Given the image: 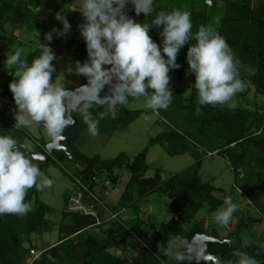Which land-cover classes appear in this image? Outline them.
Listing matches in <instances>:
<instances>
[{
    "label": "trees",
    "instance_id": "obj_1",
    "mask_svg": "<svg viewBox=\"0 0 264 264\" xmlns=\"http://www.w3.org/2000/svg\"><path fill=\"white\" fill-rule=\"evenodd\" d=\"M47 2V0H0V28L8 24L12 29H15L20 24L26 32L32 31L36 26L32 24V17L37 12L36 10L43 8L42 6ZM163 2L164 0H154L153 7L156 12L176 9L163 6ZM177 5L179 4L177 3ZM61 6L62 1L50 11L48 17L50 22L55 19ZM179 10H186L191 13L193 39L190 44H195V33L201 25H205L206 17L199 10L196 12L183 7ZM132 12L135 14L134 11ZM139 16L141 22L145 23H150L153 19L151 15L144 17L141 14ZM159 31V29L153 28L149 33L158 45L162 39ZM217 31L226 39L232 51L238 57L240 61L239 68L240 66H248L253 69L251 75L246 76L242 73L240 75L242 80L245 78V82L248 85L246 87L247 90L242 92L241 95L246 96L248 90L253 88L256 94L264 96V5L257 4L254 7H250L240 5L234 1H226L224 15ZM14 38L15 36L11 32L7 41L11 43ZM63 41V38L53 35L50 46H57L58 42ZM83 43L85 42L77 43L74 50H80ZM188 47L189 45H185L178 53L177 63L180 67L169 72L171 78L169 86L174 96L168 109L158 112L159 117L163 119V122L161 121V130L156 136L149 139L147 147L136 154L133 159H130L124 152L119 153L112 159H101L97 155L86 157L73 149L72 144L76 141L79 133L82 132L80 130L81 127L84 128L85 126L83 116L80 113H74L77 123L68 129H64L62 133L68 137L70 148L82 159L81 163L83 166L76 176L81 186L80 190L83 192L82 201L87 204L93 203L99 215L103 213L104 208L102 205L111 211H119L130 207L135 211L137 218L139 201L155 194L168 198L171 216L167 221L159 223L158 226L154 222L143 221V219H137L135 226L131 229L119 224L109 230L108 237L97 240L91 236L82 237V233L85 230L95 226V217L77 212L67 213V211H63V217L71 216L72 222L68 226L65 224L61 226V229L65 228L66 230L65 235L59 238L57 245L48 249L51 254L55 255L57 248L65 246L67 245L66 242H69L70 244H77L83 249L80 255L74 256L80 264H126L108 253L107 249L116 243L117 236L124 240L129 237H141L143 239L141 241L142 246L129 264H167L168 257H165L161 250L167 246L169 240L180 236L189 243L198 232L208 234L199 222L194 221V216L204 204H208V211L210 212L217 211L222 204V199L215 196V187L208 182H203L199 175L202 159L207 153L216 152L218 155H226L231 163L238 168L246 160L247 151L244 143L248 142L256 151L255 167L264 171V137L252 136L253 121L248 122L249 113L245 107L202 106L198 103V92L195 86L188 102H185L177 85L185 77V71L189 69L186 60ZM38 55L39 49L36 48L34 52L26 57V60L31 63L32 59ZM12 69L16 71V68L13 67ZM84 83L87 82L77 83L75 87ZM131 99L132 97L129 98V102L126 105L119 106L115 117L108 113L101 118L106 105H94L91 109L92 115L99 119V122H107L115 129L117 125L128 126L142 113L152 112L151 109L147 108L144 110H128L127 105L131 102ZM179 111H185L188 114L178 117L177 113ZM199 111L200 113H198ZM9 114L14 115L12 111H9ZM4 117L0 116V134L9 135L8 131L4 129L8 124V120ZM254 119L258 121L257 128L262 126L264 130L262 117L254 116ZM74 127H78L79 131L71 132ZM192 127H194L193 130ZM12 131H14L11 135L13 137L20 136V139L25 136L29 137L22 129L13 127ZM193 132H196L199 138H196ZM210 140L214 141L212 145L207 144V141ZM46 144L43 143V146L39 145V147L44 148ZM155 144L160 145L170 156L178 153H189L195 161L189 167L167 178H162L161 170L158 168L154 170V174L151 177H146L148 148ZM19 146L26 154L32 156L21 144ZM195 146H201L203 151H198ZM79 160L68 159L63 151H56L48 163H36L35 160L34 163L38 164L41 170L51 163L59 166L64 165V162L77 163ZM116 170L127 171L130 178L116 206L107 205L103 196L99 194L97 198L102 203L100 205L90 197L89 193H93V190L99 184L101 185V182H105L103 175H105L111 187H115L118 182ZM38 193L39 190L35 187L29 189L25 202L30 204L32 199L35 198V206L32 208L30 206L31 210L26 215H0V264H22L26 254L34 250L23 246L28 236L31 234H42L48 226V215L53 213L54 209L43 202H38L36 198ZM69 197V193L65 192L64 204L68 202ZM254 201L260 209L261 216L259 218L249 217L246 223H240L237 229L239 232L245 227L264 221V200L262 201L261 197L258 196L254 197ZM230 234L221 238L230 240V243H206V249L212 254H220L224 262L235 261L237 258L233 255V252L240 250L255 257L259 264H264V236L257 243H253L240 237L238 232L232 236ZM149 235H151L152 240L159 243L158 249L148 246ZM23 236L25 239H23ZM245 241H247V246L243 247L242 245ZM44 253L42 252L39 257L44 256ZM32 264H36V260ZM39 264L43 263L39 262ZM190 264H196V261L193 260ZM200 264L206 263L201 261Z\"/></svg>",
    "mask_w": 264,
    "mask_h": 264
},
{
    "label": "clouds",
    "instance_id": "obj_2",
    "mask_svg": "<svg viewBox=\"0 0 264 264\" xmlns=\"http://www.w3.org/2000/svg\"><path fill=\"white\" fill-rule=\"evenodd\" d=\"M129 3L134 5L137 16H153L151 22H136L130 17ZM153 4L154 0H77L74 10L78 9L84 18L79 27L87 60L77 61L75 72L84 76L87 84L79 87L83 92H77L79 101L71 108L69 90L53 80V61L57 57L50 46L54 34L60 36L71 30L66 17L57 13L62 32L53 28L46 33L44 40L48 43L39 42V55L31 63L21 59L22 48L7 55L5 64L16 68V78L9 84L16 105L14 127L42 123L50 138L62 139L64 129L71 123L70 112H79L89 133L96 136L99 119L92 115L94 105H106L101 118L108 113L115 117L119 106L126 105L130 97H146V108L153 112L167 110L174 96L169 72L180 67L177 56L185 45H189L186 60L195 76L200 105L226 104L246 89L247 83L240 78L238 57L212 25H201L194 36L196 43L190 44L191 13L179 9L156 12ZM153 28L160 30L159 45L149 34ZM106 86L107 93L101 96ZM35 159L21 149L16 138L0 134V215H26L31 210L25 202L28 190L52 186L53 181L41 172ZM236 210L235 203L218 209L216 222L228 225ZM242 246L246 247L247 241ZM161 251L176 264L206 261L203 247L190 249L180 236L170 239ZM233 255L237 259L226 264H259L247 252L236 250Z\"/></svg>",
    "mask_w": 264,
    "mask_h": 264
},
{
    "label": "rangeland",
    "instance_id": "obj_3",
    "mask_svg": "<svg viewBox=\"0 0 264 264\" xmlns=\"http://www.w3.org/2000/svg\"><path fill=\"white\" fill-rule=\"evenodd\" d=\"M47 1L48 2L43 5V8L36 10L37 12L34 14V17H32V22L37 20L38 25L42 27L41 29H43L44 33L41 32L40 28H37L35 32H26L23 27L12 29L8 24L0 28V54L3 52L0 57V86H2V88L10 90L7 84L10 77L13 75L11 68L5 64L7 55L12 54L16 48H22L24 51L21 59L26 60V57L38 48L40 41L41 43L47 44V41L44 40V35L46 33L52 31L53 28L62 32L63 25L56 17L51 22L48 20L50 11L61 1L62 6L58 13L68 19L71 24V30L67 34L59 36L63 38V42H58L57 46H51L57 57V59L53 61L56 69L53 73V80L58 84H62L67 89H73L77 83L87 82L84 76L75 72L76 62L79 61L83 63L87 60L85 43L81 45L80 50H74L77 43L84 42L79 27L84 23V18L78 9L74 10L77 5V0ZM226 1H234L240 5L250 7H254L257 4L264 5V0H215L213 9L206 5L203 0H164L162 5L176 9L183 7L184 9L194 10L196 12L199 10L203 12L206 17L207 21H205L204 24L212 25L217 30L224 15ZM177 3L179 5H177ZM11 32H13L15 38L10 43L7 41V38ZM54 36L56 35L54 34ZM4 71L11 73L9 78ZM239 72L240 75L243 74L248 76L253 73V69L248 66H240ZM243 80L245 81V78H243ZM194 83L195 76L191 73L188 76L185 75L183 80L177 85L178 89L182 92L185 102H188L193 93ZM245 90H247V88ZM241 93L242 92L237 93L232 100L226 104H216L214 106L245 107L249 113L248 122L253 121L251 130L252 136L264 137L262 126L257 128L258 121L254 119V116H261L264 121V96L256 94L253 88L248 90L246 96H242ZM127 109L131 111L146 109V97L132 98L131 102L127 105ZM158 112L152 111L149 113H142L128 126L124 127L117 125L115 129L107 122H99V134L96 136L89 133L88 126L85 123L84 128L81 127L80 129L82 132L79 133L76 141L72 144L73 149L86 157L97 155L101 159H112L119 153L124 152L130 159H133L136 154L147 147L149 139L156 136L161 130V121L163 122V119L159 117ZM198 113H200V111ZM187 114L188 112L179 111L177 116L182 117ZM3 115H5L4 118L8 120L7 127L4 129L8 131L9 135H12L15 124L14 115H10L9 112ZM193 128L194 127H192V130ZM20 129L26 132L29 137L25 136L22 139H20V136H18L19 138L17 136L14 137L18 145L21 144L32 156L37 157V159H35L36 163H48L49 159H46L45 156H43V158L41 157L40 151H42L43 148L39 147V145L43 146V143L50 142L51 138L47 135L42 123H33L30 127ZM75 130L78 132V127L72 128L71 132ZM193 134L196 138H199L196 132H193ZM213 143L214 141L212 140L207 141L208 145H212ZM244 146L247 151L246 160L238 168L231 163L226 155H218L216 152H212L207 153L202 159L199 170L202 181L208 182L214 186L216 189L215 196L222 199V204L218 209L224 208L229 204L225 202L226 198H230V203H235L237 205V210L233 214L232 220L226 226L218 224L215 220L217 211H208V204H204L195 214L194 221L199 222L209 235L218 239L227 237L230 233V236H232L238 232L240 237L257 243L264 236V221L245 227L240 232L237 230L239 224L246 223L249 217L259 218L261 216L260 209L255 204L254 197L259 196L262 201L264 200V171L256 168L254 165V159L257 156L254 148L248 142H245ZM196 147L198 151H203L201 146H195V148ZM194 161V158L189 153H178L174 156H170L160 145L155 144L148 148L146 156L148 170L145 176L151 177L154 174V170L158 168L161 170L162 178H167L189 167ZM63 164L65 166H56L51 163L41 169V172L51 179L53 184L51 187L39 190L38 197L36 198L38 202H43L51 206L54 211L48 215V226L45 231H43L42 234L29 235L28 239L24 242L23 246L25 248L34 249L35 257L33 258L30 252H28L23 264H32L34 260H36V264H39V262L43 264H80L74 256L80 255L83 249L77 244L66 242L67 245L57 248L55 255L51 254L48 250L52 246L57 245L59 243V238L65 235L66 230L65 228L61 229V226L63 224L68 226L72 222L71 216L63 217L62 215L63 211H67V202L64 204L65 192H70V196L74 191H79L81 188L76 178L77 173L83 166L81 160L77 161V163L64 162ZM116 173L118 182L115 187H111L105 175H103L105 182H101V185L99 184L93 190L95 196L101 194L105 203L112 207L116 206L118 203L120 195L130 178L129 173L125 170H116ZM34 199L35 198H33L30 203L31 208L35 206ZM168 202V198L163 196L155 194L148 196L142 201H139V213L137 214V218L135 211L130 207L119 211L103 209L101 215H99L96 210L97 217H95V226H91L85 230L82 233V237L86 238L87 236H91L100 240L101 238L108 237L109 230L117 227L119 224L131 229L135 226L137 219L154 222L155 225L158 226L159 223L167 221L171 216V208ZM149 238L148 246L153 249H158L159 243L152 240L151 235H149ZM23 239H25L24 236ZM142 240L141 237H129L124 240L117 236L116 243L111 245L107 249V252L124 263L129 264L140 250ZM42 252H45L44 256L39 257ZM167 264H176V262L168 258Z\"/></svg>",
    "mask_w": 264,
    "mask_h": 264
},
{
    "label": "water",
    "instance_id": "obj_4",
    "mask_svg": "<svg viewBox=\"0 0 264 264\" xmlns=\"http://www.w3.org/2000/svg\"><path fill=\"white\" fill-rule=\"evenodd\" d=\"M205 2L206 5H208L211 9H213V6L215 4V0H203ZM127 10H128V15L132 18H134L136 20V22H141L140 20V16H137L136 14H134L132 11H134V5H132L131 3H129L127 5ZM85 42V41H84ZM87 83H84L82 85H85ZM80 85V86H82ZM77 86L73 89H68L69 90V98H68V104L69 107L71 108V106L79 101V95H77V92H83L82 89H80ZM107 93V86L106 88L100 93L101 96H104ZM74 113H79V112H70L71 115V123L65 128L68 129L69 127L75 125L77 123V120L74 116ZM62 139H53L51 138L50 142H48L45 147L43 148L41 152V157L43 158V156H45L46 159H50L51 156H53L55 154L56 151H63L66 156L68 157V159H80L82 160L78 155H76L74 153V151L70 148L69 146V139L68 137L64 136L62 134ZM47 156V157H46ZM223 243V242H227L230 243V240H223V239H218L216 237L210 236L206 233H196L192 239L190 240L189 244V248L190 249H195L196 247L200 246L203 247L204 251H205V256H206V261H203L206 264H226V262H224L221 258L220 254H212L211 252H209L205 245L206 243ZM192 262V261H191ZM190 262V263H191Z\"/></svg>",
    "mask_w": 264,
    "mask_h": 264
},
{
    "label": "built area",
    "instance_id": "obj_5",
    "mask_svg": "<svg viewBox=\"0 0 264 264\" xmlns=\"http://www.w3.org/2000/svg\"><path fill=\"white\" fill-rule=\"evenodd\" d=\"M44 1H46V0H44ZM190 74H191V72L189 71V69H187L185 71V75L188 76ZM0 110L3 111L4 113L12 111V113L15 114V112H16V105L14 102L13 94L11 93L10 90L2 88L1 86H0ZM77 183L79 184L78 180H77ZM89 195L94 201H96L100 205H102L101 201H99L97 198L98 196H95L93 193H89ZM82 196H83V192L81 190L74 191L68 199L67 206H66L67 211L68 212H77V213H82L85 215H92L94 217H97L96 209L94 208L93 203H91V204L85 203L84 201H82ZM230 201H231L230 198L225 199V202L227 204L230 203ZM102 207L104 209H106V207L104 205H102ZM34 252L35 251H33V250L30 251V254L33 258L35 257Z\"/></svg>",
    "mask_w": 264,
    "mask_h": 264
},
{
    "label": "crops",
    "instance_id": "obj_6",
    "mask_svg": "<svg viewBox=\"0 0 264 264\" xmlns=\"http://www.w3.org/2000/svg\"><path fill=\"white\" fill-rule=\"evenodd\" d=\"M51 1V0H50ZM38 18V17H37ZM32 24H35L36 26H35V28L31 31V32H35V30H37V28H42L40 25H38V21L37 20H35L34 22H32ZM39 26V27H38ZM17 28H21V25L20 24H18L17 25ZM41 32L42 33H44L43 32V29H41ZM3 53V52H2ZM2 53L0 54V57H1V55H2ZM12 70V71H11ZM11 72L13 73V75L10 77L9 75H11V73H9V72H6V71H4L7 75H8V78L10 77V80H9V82H8V84H7V86H9V84L13 81V79H15L16 77H15V71H14V69H12L11 68ZM1 80V79H0ZM2 87V86H1ZM6 89V88H5ZM1 113H3V114H5L3 111H1L0 110V116H5V115H3V114H1ZM67 193H70V192H67ZM38 197V196H37ZM154 198H156V197H154ZM23 264V263H22Z\"/></svg>",
    "mask_w": 264,
    "mask_h": 264
},
{
    "label": "flooded vegetation",
    "instance_id": "obj_7",
    "mask_svg": "<svg viewBox=\"0 0 264 264\" xmlns=\"http://www.w3.org/2000/svg\"><path fill=\"white\" fill-rule=\"evenodd\" d=\"M75 48V47H74ZM75 88V87H74Z\"/></svg>",
    "mask_w": 264,
    "mask_h": 264
}]
</instances>
